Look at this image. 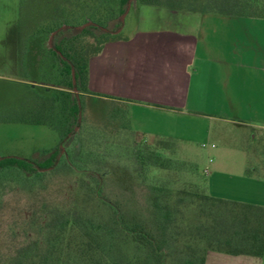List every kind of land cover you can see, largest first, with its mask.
I'll return each mask as SVG.
<instances>
[{
	"label": "trees",
	"instance_id": "1",
	"mask_svg": "<svg viewBox=\"0 0 264 264\" xmlns=\"http://www.w3.org/2000/svg\"><path fill=\"white\" fill-rule=\"evenodd\" d=\"M166 1L135 4L162 7ZM171 1L173 9L202 15L264 19V0ZM128 2L19 0L25 20L20 64L39 81L24 84L27 100L7 122L47 127L59 145L30 159L0 161V264H204L210 252L263 254L264 208L212 197L197 165L165 156L177 141H116L99 151L83 147L79 134L76 148L81 99L91 95L89 61L119 40L121 33H113ZM123 125L117 128L125 130ZM113 150L130 181L112 199L103 182L109 162L104 153ZM71 175L77 181L59 189V197H48L51 182Z\"/></svg>",
	"mask_w": 264,
	"mask_h": 264
},
{
	"label": "crops",
	"instance_id": "2",
	"mask_svg": "<svg viewBox=\"0 0 264 264\" xmlns=\"http://www.w3.org/2000/svg\"><path fill=\"white\" fill-rule=\"evenodd\" d=\"M164 10L167 18L183 16L185 29L139 24L105 44L89 61V92L148 115L150 126L138 136L144 141L186 142L199 132L196 120L231 125L243 141H264V19ZM199 134L211 139L213 130ZM247 153L244 145L223 147L198 170L212 197L264 208L261 153L258 175L237 158ZM204 264H264V250L260 258L210 252Z\"/></svg>",
	"mask_w": 264,
	"mask_h": 264
},
{
	"label": "rangeland",
	"instance_id": "3",
	"mask_svg": "<svg viewBox=\"0 0 264 264\" xmlns=\"http://www.w3.org/2000/svg\"><path fill=\"white\" fill-rule=\"evenodd\" d=\"M172 4L171 0H167L162 7L135 6V8L132 3L125 17L124 30L120 36L125 35L130 29H136L139 24L153 29L167 25L177 30H184L183 21L185 22L186 19L182 18L183 16L167 18L165 12H162L165 11L164 9L177 11L178 9H173ZM19 6V0H0V159H30L37 153L51 151L59 145L58 134L47 127L7 122V119L19 116L21 106H24L27 100L24 84L35 80L39 81L34 77L33 72H24L21 68L20 42L25 20L20 17ZM147 119L148 115L147 117L141 116L139 112L108 103L100 96L91 93V96L81 99V123L75 131L78 135L76 148L79 150L81 145L79 144V134L82 137L83 147L91 149L92 146H96L95 149H99V151H104L106 146L110 145L109 143H116V141L125 142L126 145H131L133 141L139 144H151L153 140L144 141L138 138L141 126L146 129L150 126ZM3 120L6 121L3 122ZM194 123L199 132L192 137H187L189 139L186 142H178L174 153L167 152L165 153L166 157L186 164H195L201 170L207 157L216 154L221 148L236 149L244 145L248 153L237 158L245 160L247 174H259L257 161L260 157L257 153H261L260 159L264 164V141L260 143L249 139L243 141L239 136V131L231 125L203 120H196ZM122 124H124L122 127L125 130L117 128ZM208 125L213 130V136L211 139H202L203 136L199 133ZM216 130L224 131V135L220 131L218 134L215 133ZM212 144L215 149L211 148ZM115 145L112 146V149ZM59 150L60 156H64L65 147L60 145ZM104 154L109 156V162L104 164L108 173L103 182L104 192L113 199V192L117 190V187L125 185L130 180L119 171L122 164L114 159L116 152L113 150ZM73 170L77 171L74 168ZM75 181L77 178L72 175L57 177L49 185L48 197H59L58 190L66 189Z\"/></svg>",
	"mask_w": 264,
	"mask_h": 264
},
{
	"label": "water",
	"instance_id": "4",
	"mask_svg": "<svg viewBox=\"0 0 264 264\" xmlns=\"http://www.w3.org/2000/svg\"><path fill=\"white\" fill-rule=\"evenodd\" d=\"M132 3H134V7L136 6V5H135V0H129V2H128V4H127L126 11H125V13H124V14L121 16V18H120L121 27H120L116 32H114L113 34L117 35V34H119V33L121 32L122 27H123V25H124L125 17H126V15L128 14V12H129ZM87 26H90V24L88 23V24H86V25H83L82 27L77 28V30L80 31V30H82L83 28H85V27H87ZM102 31H103V32H106L105 30H102ZM53 35H55V33H53ZM53 35L50 37V39H49V41H48V45H49V47L51 46V39H52ZM72 84L75 85V78H74V73H73V71H72ZM74 92H76L75 89H74ZM1 160H2V159H0V161H1Z\"/></svg>",
	"mask_w": 264,
	"mask_h": 264
}]
</instances>
